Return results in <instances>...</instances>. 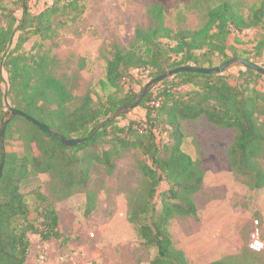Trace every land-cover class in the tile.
Here are the masks:
<instances>
[{"label": "trees", "instance_id": "trees-1", "mask_svg": "<svg viewBox=\"0 0 264 264\" xmlns=\"http://www.w3.org/2000/svg\"><path fill=\"white\" fill-rule=\"evenodd\" d=\"M192 2L194 8L205 6V20L200 27L175 31L165 24L164 7L152 6L149 9L152 24L136 31L137 49H117L108 62L105 78L100 81L106 100H98L96 104L88 94L80 106L70 111L68 104L75 99L72 90L47 70L45 57L22 52V47L29 39V31L45 40L51 39L55 16L69 8L80 9L81 15L83 8H78L77 0L68 3L55 0L51 7L33 15L29 0H0V166L5 156L0 178V264L26 263L31 250L28 234L38 235L41 242L62 237L56 209L41 194L38 195L44 203L41 222L37 225L30 218L22 193L27 178L53 173L68 189L84 186L88 169L76 174L71 167L74 163L78 169L77 152L108 133L115 134L117 145L138 149L145 156L139 168L147 180L148 199L132 203L129 222L135 225L143 246L156 250L151 264H188L184 252L174 247L169 226L175 217L197 215L194 196L203 186L204 173L182 149L184 122L205 118L218 128L233 130L235 138L228 152L233 173L246 178L251 189L264 188V168L260 164L264 158V89L258 84L264 76L259 72L241 65L245 70L235 77L234 84L225 74L185 72L141 97L134 90L122 94V85L132 78L134 70L148 71L155 79L180 67H218L213 61L215 55L223 58L221 65L233 58L251 61L247 52L242 55L235 52L231 58L228 40L233 34L241 35L251 29L262 30L264 37V0H257L248 15L240 12L235 0ZM16 10L22 11L20 20L14 15ZM262 48L264 38L256 46L257 55ZM3 69L8 74V94L15 102L14 110L50 130L45 131L29 118L19 116L35 129L33 136L25 140L28 153L25 156L3 152L14 133L13 119H6ZM137 102L145 112V119L130 120L124 127L112 119L126 116ZM101 119L106 121L100 127ZM108 127L114 131L107 132ZM74 137L83 141L81 145L70 148L63 144V139ZM33 144L39 150L37 156L32 155ZM111 154V150H106L95 158L112 168ZM163 181L169 188L159 193L157 188ZM211 264L233 263L219 260Z\"/></svg>", "mask_w": 264, "mask_h": 264}, {"label": "rangeland", "instance_id": "rangeland-1", "mask_svg": "<svg viewBox=\"0 0 264 264\" xmlns=\"http://www.w3.org/2000/svg\"><path fill=\"white\" fill-rule=\"evenodd\" d=\"M77 1L78 8H83L81 15L78 13L80 9L72 11L69 8L53 18L55 32L51 39L45 40L29 31V39L22 47V52L45 57L47 70L69 86L75 96L74 101L68 104L70 111L80 106L88 94L96 104L98 100H106L100 81L105 78L108 62L117 49H137L134 47L136 31L147 29L152 24L149 14L152 6L164 7L165 24L175 31L197 29L206 14L205 6L194 8L192 0ZM235 1L240 12L248 15L257 0ZM54 2L29 0L28 5L31 13L38 15ZM14 15L20 20L22 11L16 10ZM18 36L14 38L13 48ZM263 38L260 29L233 34L228 40V54L232 58L235 52L238 55L247 52L246 56L252 62L264 68V48L260 55L256 49ZM213 61L219 66L223 58L215 55ZM241 70H245L244 67L235 64L223 74L234 84ZM149 74L142 69L134 70L132 78L124 81L122 94L134 90L141 97L148 83L154 79ZM3 77L6 119H13L14 132L4 149L8 153L25 156L28 154L25 140L33 136L35 129L19 116H12L15 102L8 94L6 69H3ZM158 84L151 86L148 92L157 91ZM258 84L260 89H264V79L258 80ZM112 119L124 127L130 120L145 119V112L140 107L131 108L126 116H112ZM105 121L100 120V127ZM113 131L111 127L107 128V132ZM183 132L185 142L182 149L202 169L204 181L194 196L197 215L178 216L170 223L174 247L184 252L188 264H211L219 260L233 264H264V249L257 252L251 248L256 229L264 241V188L251 189L246 178L233 173L228 152L235 132L218 128L205 118L184 122ZM114 136L105 134L94 145L78 150V169L74 163L71 167L76 174L88 169L84 186L68 189L66 183L53 173L32 175L23 183L22 193L29 206L30 218L37 225L41 222L40 213L44 206L38 197L41 194L56 209L58 230L62 235L60 239L41 242L38 235L28 234L31 250L25 264H151L156 250L143 246L135 225L129 222L132 203L148 199L147 180L139 168L145 156L138 149L117 145ZM32 150L33 156L39 155L35 144ZM106 150L112 152V168L95 158ZM260 164L264 168V158L260 159ZM168 188L169 185L163 181L157 190L160 193Z\"/></svg>", "mask_w": 264, "mask_h": 264}, {"label": "water", "instance_id": "water-1", "mask_svg": "<svg viewBox=\"0 0 264 264\" xmlns=\"http://www.w3.org/2000/svg\"><path fill=\"white\" fill-rule=\"evenodd\" d=\"M235 64H240L243 65L247 68H251L257 72H259L260 74H262L264 76V68L260 67L259 65L255 64L254 62L245 60V59H241V58H233L231 60H229L228 62H226L225 64L215 67V68H196L193 66L190 67H180L177 68L175 70H171L163 75L158 76L157 78L151 80L148 85H147V90L145 91V94L148 93V89L158 83H161L179 73H185V72H192V73H200V74H206V75H219V74H223L229 67L235 65ZM139 102H137L136 104H134L132 106V109L138 107ZM12 116H21V117H26L29 118L36 126H38L39 128L45 130V131H50L48 129V127H46L43 124H40L39 122H37L36 120L30 118L28 115H26L23 112H20L18 110H14L12 112ZM63 144L73 148L76 147L78 145H80L83 141L82 140H75V139H63L62 140ZM3 152L5 153V149L3 147ZM4 160H5V156H3V162L0 166V178L2 177L3 174V167H4Z\"/></svg>", "mask_w": 264, "mask_h": 264}, {"label": "built area", "instance_id": "built-area-1", "mask_svg": "<svg viewBox=\"0 0 264 264\" xmlns=\"http://www.w3.org/2000/svg\"><path fill=\"white\" fill-rule=\"evenodd\" d=\"M251 248L257 252H260L264 249V241L261 239L259 229H256L252 235Z\"/></svg>", "mask_w": 264, "mask_h": 264}]
</instances>
